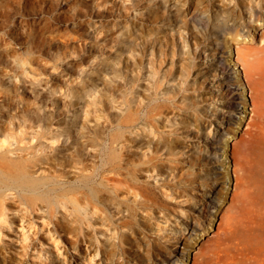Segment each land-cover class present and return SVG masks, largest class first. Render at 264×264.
<instances>
[{"label":"rangeland","instance_id":"rangeland-1","mask_svg":"<svg viewBox=\"0 0 264 264\" xmlns=\"http://www.w3.org/2000/svg\"><path fill=\"white\" fill-rule=\"evenodd\" d=\"M238 1L0 0V153L15 156L46 128L60 134L41 138L47 152H73L92 175L38 162L27 166L31 179L53 180L35 193L0 188V264L240 256L248 229L264 221V94L232 59L261 43L264 0L251 1L252 14ZM231 10L238 28L217 25ZM104 163L119 171L101 172ZM103 175L115 184L88 199L82 187Z\"/></svg>","mask_w":264,"mask_h":264},{"label":"bare ground","instance_id":"bare-ground-1","mask_svg":"<svg viewBox=\"0 0 264 264\" xmlns=\"http://www.w3.org/2000/svg\"><path fill=\"white\" fill-rule=\"evenodd\" d=\"M251 1L252 0H239L238 4L240 6L245 5V6L249 7L251 10V14H252V13H255L257 11V6L253 2L251 3ZM235 19H236L235 18V11L231 10L230 12H227V15L225 16V18L224 19L222 18L217 23V25L223 24V25H225V27L227 26L229 28H238L237 27L238 25H237V22L235 21ZM229 20L232 21L231 25L228 24ZM227 60H231V59L228 58ZM232 60L233 61L234 60L240 61L243 64V67L245 69L244 77H245L246 81L248 82V85H249V82L251 81V77L256 75L255 80L258 82L259 87H261V89H262V90H260L261 93L264 94V32H263V34H261V43L260 44L247 45L244 48L241 46H238V54ZM236 72L238 75H240L238 70H236ZM251 94L254 95L253 92ZM243 100L246 102L245 98H243ZM151 108L153 110L155 109V112L148 115L151 117V119H152V117H154V115H156L157 113L160 114L163 111L162 105H156V106L151 107ZM131 114H132V110H128L125 114H123V117H121V119H120V124L123 126L125 125L128 128V126L132 122V115ZM2 123H0V132L1 133L3 131H5V129H6V127H5L6 125H2ZM49 132H51V131L47 130L46 128L41 129V130L39 129V130L35 131V133L33 134L32 138L30 140L26 141L23 146L17 147V149H20V152H16L15 156H11V154H9L6 151L4 153H0V169H1L0 173L3 175L0 178V188L5 187V188H10V189H21L23 191L31 189V192L35 193L37 191V189H39L41 186H43V185H45V184H47L53 180L52 175L49 177L43 176V178L41 180L31 179L29 168L27 166L38 165V162H47L48 166H50L51 164L56 166L59 163L60 164H66L67 163V164H71V165L75 166L77 163H79L81 165V169H82V172L79 175L80 178H82L83 180H91L90 176H92V175L88 172L87 173L83 172L85 169H87L86 167H88L89 165L86 166V163L83 160L75 159L73 157V152H71L70 154H68L66 156H62V158H59L60 157L58 155L59 153H56L53 151L51 153L47 152L46 145L43 144V141H41V138L42 137L50 138V139H53L55 141H58L59 135H60V134H53L52 133L50 136H47V134ZM71 132L72 131L70 130L69 133H71ZM261 136H262V134H261ZM23 139H24V135H20L19 141H23ZM34 139H35V142H33ZM125 139H127V138H125ZM161 142H162V144H165V146H169L168 143H164V140H162ZM253 144L255 145L256 142L254 140H250V145H252V147L254 146ZM258 149H259V147H258ZM257 152H259V151H257ZM84 155L85 154L82 153V157L87 158V156L86 155L84 156ZM3 161H6V162H4V164H3ZM257 164H258V162H257ZM5 167H7V168H5ZM93 170H95V168H93ZM96 170H99V169L97 168ZM106 170H115V171L118 170L119 171V167H115V165H113L112 163H107V164L104 163L101 165L100 171L104 172ZM259 170L261 172V175H263L262 182L264 183V168L259 167ZM63 171L67 173V171H65V169H63ZM113 181L115 184V180H113L109 176L103 175L102 177H100V180L96 184H94L92 182L93 184L92 183L91 184L93 186H91L89 189H88V187L84 186V187H82V190L85 192L86 196H88V199L96 200V197L102 196L101 190L107 188V185H111V184L113 185ZM87 182H89V181H87ZM131 185L135 186V183H131ZM137 188L143 190V187L141 185L137 186ZM34 197L42 198V196H37V195H35ZM87 202L89 203L88 200H87ZM99 204H102L101 201H99ZM133 209H134V207L132 205L127 206V210H128L127 216L132 215ZM245 211H247L246 208H245ZM255 214H257V213H255ZM232 218H233V216L231 218H228V220L226 221V225H227L226 229H228L226 232L227 238L231 237V228H232V221H233ZM126 222L127 221H125V223ZM224 236H225V234H224ZM119 240H123V236H121V238ZM230 242L231 241H227L226 247L229 246L228 244H230ZM231 245L232 244H230V246ZM218 247L220 249V244ZM234 247H236V246L234 245ZM236 248H238L237 252H238V255L240 254V256H237L236 258L234 257V259H232L231 261H228L224 264H264V221L263 222L258 221L255 223V225L251 226L248 229V233L246 235V241H245L244 245L243 246L240 245V247L237 246ZM218 250H217V252L216 251L215 252L219 255L220 252ZM237 252H235V254ZM217 258H218V256H217Z\"/></svg>","mask_w":264,"mask_h":264}]
</instances>
